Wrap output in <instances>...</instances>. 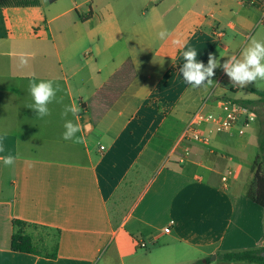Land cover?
I'll list each match as a JSON object with an SVG mask.
<instances>
[{"label": "crops", "instance_id": "crops-1", "mask_svg": "<svg viewBox=\"0 0 264 264\" xmlns=\"http://www.w3.org/2000/svg\"><path fill=\"white\" fill-rule=\"evenodd\" d=\"M1 1L20 4L0 7V156L15 157L0 160V264H256L222 256L264 248V209L246 196L261 124L174 144L202 100L238 90L219 67L189 86L182 52L235 56L264 0ZM33 79L59 85L43 119ZM65 105L83 143L62 138ZM14 220L54 232L52 251H12Z\"/></svg>", "mask_w": 264, "mask_h": 264}, {"label": "clouds", "instance_id": "clouds-1", "mask_svg": "<svg viewBox=\"0 0 264 264\" xmlns=\"http://www.w3.org/2000/svg\"><path fill=\"white\" fill-rule=\"evenodd\" d=\"M169 35L166 29L157 33V38L161 41L165 40ZM173 45L181 48L184 44L180 40H173ZM198 52L195 48H189L182 52L184 63L179 69L184 82L193 88L207 87L214 84L211 79L214 76V70L222 67L224 73L230 78L233 87L243 88L250 83H255L257 88L264 86V39L252 38L248 45L242 50L240 58L236 56L229 57L223 65L212 54H209L207 65L197 60ZM22 63L26 61L22 60ZM52 80H31L28 85V91L32 97V103L28 105L36 113L37 118L43 119L51 114L49 104L57 101V92L59 85L54 86ZM80 108L76 105H65L61 112V117L64 119V132L62 138L70 140L74 143H83L84 138L77 136L80 131L79 124L73 123L67 119L71 114L74 118L78 117ZM5 152L3 139L0 138V153ZM5 166L14 164L15 157L11 154L0 156Z\"/></svg>", "mask_w": 264, "mask_h": 264}, {"label": "built area", "instance_id": "built-area-1", "mask_svg": "<svg viewBox=\"0 0 264 264\" xmlns=\"http://www.w3.org/2000/svg\"><path fill=\"white\" fill-rule=\"evenodd\" d=\"M256 0H248L250 5H254ZM259 23H264V11H262ZM221 78L218 79V83ZM209 106L210 110H203L204 107ZM255 113L251 112L248 108L240 105L231 98L216 97L210 100V97L202 100V104L198 110L193 111L179 136L174 144L185 142H200L206 144L208 138L204 135L202 127H208V133L224 134L229 133L236 129L239 135H243L245 128L256 119ZM104 150V146H100V151ZM230 172L221 177L222 181H227ZM164 232H169V227L164 228ZM138 246L141 249L147 248V243L139 241Z\"/></svg>", "mask_w": 264, "mask_h": 264}, {"label": "trees", "instance_id": "trees-1", "mask_svg": "<svg viewBox=\"0 0 264 264\" xmlns=\"http://www.w3.org/2000/svg\"><path fill=\"white\" fill-rule=\"evenodd\" d=\"M20 4L19 1H1L0 7ZM260 98L259 100H243L232 99L240 105L248 108L260 118L261 131L258 137V153L252 163L250 173L253 174L251 186L246 190V196L254 204L264 209V94L258 90H252ZM14 233L11 237L10 248L14 252L40 254L34 247L32 239L22 234L17 230V227L25 225L21 221L14 220ZM264 248L259 250H247L242 252L227 253L222 257L227 261H248L256 264H264V258L261 257V252Z\"/></svg>", "mask_w": 264, "mask_h": 264}, {"label": "rangeland", "instance_id": "rangeland-1", "mask_svg": "<svg viewBox=\"0 0 264 264\" xmlns=\"http://www.w3.org/2000/svg\"><path fill=\"white\" fill-rule=\"evenodd\" d=\"M260 18H261V16H259L258 21L260 20ZM233 37H235V42L232 44V49L234 50L235 56L237 58H240L242 50L248 45L249 41L252 38L264 39V23H258L250 31H247L246 33H243L241 35H235ZM223 63L221 65H223ZM217 74L219 75V78H223V86L226 89L233 86L232 82L230 81V78L224 73L222 67H219V71ZM236 88H238V90L234 94H232L231 96L237 100H239V99L253 100V101L259 100L260 98L258 97V95L251 93L248 90L249 88L259 89V90H262L264 92V86L257 88L255 86L254 82L246 85L243 88H240L238 86ZM224 97H226V96H224ZM259 118H260L259 116L256 117V120L253 122V125H255V126L260 125V119ZM252 138H253V140H252L253 141V148L255 147V152H256V151H258L257 137L253 136ZM252 179H253V174L250 173L249 179H248V184L246 185V190L251 186ZM17 230L20 231L22 234L29 236L34 243V247L40 253H48V252L52 251V247L54 246V243L56 240V234L54 232L48 231L46 229H41V228L36 229L34 227H30V226H26V225L17 227Z\"/></svg>", "mask_w": 264, "mask_h": 264}, {"label": "water", "instance_id": "water-1", "mask_svg": "<svg viewBox=\"0 0 264 264\" xmlns=\"http://www.w3.org/2000/svg\"><path fill=\"white\" fill-rule=\"evenodd\" d=\"M261 257H263V258H264V251H263V252H261Z\"/></svg>", "mask_w": 264, "mask_h": 264}]
</instances>
